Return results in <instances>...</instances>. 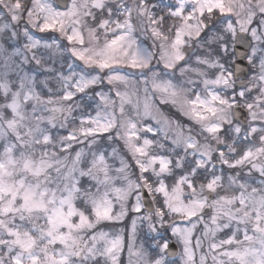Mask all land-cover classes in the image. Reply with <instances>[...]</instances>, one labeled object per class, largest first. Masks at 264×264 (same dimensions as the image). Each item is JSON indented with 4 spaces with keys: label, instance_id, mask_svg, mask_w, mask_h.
I'll use <instances>...</instances> for the list:
<instances>
[{
    "label": "snow or ice",
    "instance_id": "6c2138e0",
    "mask_svg": "<svg viewBox=\"0 0 264 264\" xmlns=\"http://www.w3.org/2000/svg\"><path fill=\"white\" fill-rule=\"evenodd\" d=\"M0 264H264V0H0Z\"/></svg>",
    "mask_w": 264,
    "mask_h": 264
},
{
    "label": "water",
    "instance_id": "95a60500",
    "mask_svg": "<svg viewBox=\"0 0 264 264\" xmlns=\"http://www.w3.org/2000/svg\"><path fill=\"white\" fill-rule=\"evenodd\" d=\"M175 250H176L177 252L179 251V248H178V246H176V247H175Z\"/></svg>",
    "mask_w": 264,
    "mask_h": 264
},
{
    "label": "trees",
    "instance_id": "16d2710c",
    "mask_svg": "<svg viewBox=\"0 0 264 264\" xmlns=\"http://www.w3.org/2000/svg\"><path fill=\"white\" fill-rule=\"evenodd\" d=\"M125 223H127V221H125Z\"/></svg>",
    "mask_w": 264,
    "mask_h": 264
},
{
    "label": "rangeland",
    "instance_id": "374dc122",
    "mask_svg": "<svg viewBox=\"0 0 264 264\" xmlns=\"http://www.w3.org/2000/svg\"><path fill=\"white\" fill-rule=\"evenodd\" d=\"M180 251V250H179Z\"/></svg>",
    "mask_w": 264,
    "mask_h": 264
}]
</instances>
